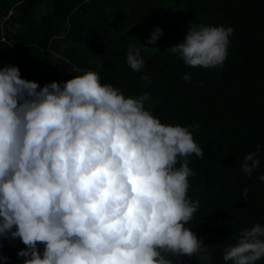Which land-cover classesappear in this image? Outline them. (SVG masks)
I'll list each match as a JSON object with an SVG mask.
<instances>
[{
  "label": "clouds",
  "instance_id": "1",
  "mask_svg": "<svg viewBox=\"0 0 264 264\" xmlns=\"http://www.w3.org/2000/svg\"><path fill=\"white\" fill-rule=\"evenodd\" d=\"M162 35L155 27L146 44ZM233 35L231 26L191 24L166 52L192 68L223 67ZM126 64L144 73L141 48L128 46ZM182 79L191 83L192 73ZM141 80L152 83L147 74ZM150 100L149 92L126 96L102 84L95 71L41 87L15 65L0 68V240L25 245L23 264H179L169 256L208 254L186 227L200 204L188 196L189 157H205L193 135L200 125L164 124L145 108ZM260 151L240 164L249 178ZM261 258L260 223L223 254L224 264Z\"/></svg>",
  "mask_w": 264,
  "mask_h": 264
},
{
  "label": "trees",
  "instance_id": "2",
  "mask_svg": "<svg viewBox=\"0 0 264 264\" xmlns=\"http://www.w3.org/2000/svg\"><path fill=\"white\" fill-rule=\"evenodd\" d=\"M45 1L0 0L1 18L12 7V14L0 19V68L15 65L22 78L41 87L95 71L102 84L111 83L126 96L149 92L145 108L162 123H199L193 135L205 157H189L195 175L188 196L200 204L186 227L203 239L208 254L169 258L179 264H224L225 249L238 242L243 229L264 226L259 179L264 175V0H51L53 9L43 15ZM200 23L234 28L223 67L192 68L166 52L184 41L191 24ZM155 27L163 35L146 52L137 42ZM133 44L146 61L144 73L126 64ZM187 72L191 83L182 79ZM143 74L151 77L150 85L142 82ZM258 146L261 166L249 178L240 164ZM0 245L7 264H23L17 253L25 245L18 238Z\"/></svg>",
  "mask_w": 264,
  "mask_h": 264
},
{
  "label": "rangeland",
  "instance_id": "3",
  "mask_svg": "<svg viewBox=\"0 0 264 264\" xmlns=\"http://www.w3.org/2000/svg\"><path fill=\"white\" fill-rule=\"evenodd\" d=\"M135 1L138 2V1H140V0H135ZM52 9H53V3H52V1H51V0H46V1L43 3V5H42L41 14H43V15L49 14V13L51 12ZM11 14H12V7L10 8V10H9V12H8V14H7L6 16H4L3 18L0 17L1 21H2V22L5 21V20L7 19V17L10 16ZM3 27H5V26H3ZM10 27L13 28L14 31H15V29H16L17 26L12 25V26H10ZM2 32H3V33L5 32V29H4V28H2ZM130 36L136 37V35L133 34L132 32H130ZM136 38H137V37H136ZM149 38H150V34H147V35L144 36L143 38H140V39L138 40V42H137L138 45H139L140 47H141V45H143V46L149 48V49H147V50L144 49L146 52H148V51L153 47V45H151V44H146V41H147V39H149ZM141 48H142V47H141ZM142 49H143V48H142ZM44 76H46V74H45Z\"/></svg>",
  "mask_w": 264,
  "mask_h": 264
}]
</instances>
